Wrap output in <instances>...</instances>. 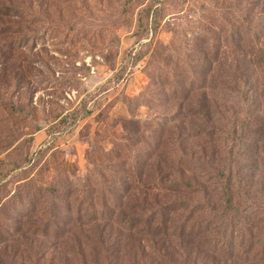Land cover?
<instances>
[{
  "label": "trees",
  "instance_id": "obj_1",
  "mask_svg": "<svg viewBox=\"0 0 264 264\" xmlns=\"http://www.w3.org/2000/svg\"><path fill=\"white\" fill-rule=\"evenodd\" d=\"M41 1L0 0V88L12 93L13 98L2 104L6 116H2L0 122L18 127V131L11 130V144L27 143L24 138L31 135L29 122H33L29 103H33L38 91L61 100L63 96L59 97V94L75 89L81 82L78 74L85 71L64 69L56 59L49 56L44 59L42 53L35 54L34 47H30L31 34L43 28L38 27L44 23L40 15L47 12L43 11ZM232 2L224 0L218 18H207L205 41L200 42V49L194 47L195 50L187 54V57H200L202 63L191 66L188 77L181 75L176 95L181 96L179 100L183 103L201 92L200 97L196 107L188 111V116L180 105V111L169 117L160 135L150 142L152 157L148 159L151 160L112 166L107 171L109 175L102 176V181L97 184L86 185L78 177H74V181L67 180L63 189L67 192L68 204L59 212V187L35 189L30 184L25 186L8 208L0 210V246L8 245L6 249L12 247L15 254H25L31 264L49 256V251L43 247L45 244L40 245L38 238L55 244V247L77 249L82 257L81 264H142L147 255L150 260L146 264H206L202 263L204 259L208 264L248 263L252 259L254 264L264 262V233L261 234L264 227L258 226L263 222L260 216L264 218V213L257 207L246 208L247 211L237 209L231 194L232 179L219 175L222 173L216 174L214 167V173H209L214 178L205 182V176L197 173V170H203L202 163L189 159L186 153V143L191 135L184 137L187 131L198 136L200 132L206 134L203 127H211L207 135L216 138L213 153L218 154L217 149L222 153H233L242 140L246 121L239 122L236 118L230 129L219 130L218 123L221 122L210 111L209 102L217 101L218 92L224 100L236 98V106L240 109L249 107V113L254 104L248 101L261 92V96L264 94L257 77V69L264 74V0ZM34 9L39 14L36 17ZM229 46L235 55V63L224 62ZM178 49L180 46L172 50L167 46L161 52L177 53ZM222 62L227 65L223 67ZM162 79L168 81L167 77ZM183 84L185 87L182 88ZM120 103L122 108L129 109L130 116L138 111L137 108L131 111L132 98L121 97L116 105ZM116 126L125 131L135 129L140 136L148 133L146 123L138 119L125 118ZM223 142L228 144L222 147ZM224 148L228 150L224 151ZM97 158L94 154L89 158L94 168L98 167ZM26 161L20 157L19 166ZM63 165L66 167L65 163ZM209 183L216 185L212 187L211 199L215 202L224 199L225 204L220 213L210 209L211 221L203 216L206 211L204 201H197L210 192L205 190ZM8 195L0 190V202ZM225 216L229 217V222L223 229L220 223ZM242 221L249 225L245 226ZM238 224L244 226L241 227L243 235L248 227L251 226L252 233L257 227L248 245L236 240ZM174 241L179 244L177 254L171 251L170 243ZM230 245L238 246L242 255L223 253ZM261 245L260 256L247 258Z\"/></svg>",
  "mask_w": 264,
  "mask_h": 264
},
{
  "label": "rangeland",
  "instance_id": "obj_2",
  "mask_svg": "<svg viewBox=\"0 0 264 264\" xmlns=\"http://www.w3.org/2000/svg\"><path fill=\"white\" fill-rule=\"evenodd\" d=\"M41 3L43 11L47 12L40 15L44 23L38 27L43 28L31 34L30 47H34L35 54L42 53L44 59L47 56L56 59L64 69L85 71L78 74L81 82L75 89L59 94V97L63 96L61 100L47 97L41 91L34 95L33 103H29L33 115L28 130L31 135L24 138L31 143L29 146L23 145L22 141L11 144V130L18 131V127L0 122V190L9 194L1 200L0 210L8 208L17 193L30 184L35 189L59 187V212L68 204L67 192L63 189L67 180L74 181V177H78L86 185L97 184L102 181V176L109 175L107 171L112 166L151 160L148 159L152 154L150 142L160 135L169 117L180 111V105L187 116L188 111L196 107L201 92L183 103L179 100L181 96L176 95L177 81L181 80V75L189 76L191 66L202 63L200 57H187V54L200 49V42L203 43L207 35L204 31L209 25L207 18H218L224 0H42ZM34 10L36 17L39 14ZM167 46L169 50L176 46L180 49L177 53L163 54L161 50ZM226 52L228 56L224 62L235 63L230 46ZM224 62L220 63L223 67L227 65ZM257 77L259 86L264 89V74L260 69H257ZM181 87H185L184 84ZM216 94L219 98L209 102L208 106L221 122L218 123L219 130L230 129L236 118L239 122L246 121L242 140L233 153H222L218 149V154L213 153L216 138L207 135L211 127H203L206 134L185 133L184 137L191 135L186 143V153L189 159L202 163L203 170H197V173L205 176V182L214 178L209 176L214 173L213 167L216 174L222 173L219 175L232 179L231 194L237 209L247 211L246 208L257 207L264 213V94L261 96V92L248 101L254 104L249 113V107L240 109L236 106V98L227 101L218 92ZM0 95L1 119L6 116L2 104L13 98L12 93L2 88ZM125 96L133 99L130 108L131 111L138 109L135 115L130 116L128 108H122L121 103L116 105L117 100ZM124 117L146 123L148 133L140 136L135 129L125 131L116 126ZM19 130L24 131L23 128ZM223 143L222 147L228 144ZM91 151L99 159L96 168L89 163ZM20 157L27 159L21 166L18 164ZM215 186V183L213 186L207 184L205 190L210 192L202 195L201 200L197 199L204 201L206 211L203 216L207 221L212 219L210 209L220 213L225 208L224 199L216 202L211 199V190ZM75 203L72 200V205ZM221 219L220 225L226 229L229 217ZM260 219L263 222L258 226L264 227V218L260 216ZM241 227L244 228L241 224L235 227L236 240L248 245L257 227L253 228V233L249 230L251 226L248 227L244 235ZM37 241L40 245L45 244L43 247L49 251V256L33 264L82 263L77 249L55 247L42 238ZM176 242L170 243L173 254L179 252ZM7 246H0V264H31L25 254L17 255L12 247L6 249ZM239 250L238 246L230 245L222 252L242 255ZM262 250L263 246H258L247 258L260 256ZM149 260L147 255L142 264ZM202 263L208 264L205 259ZM239 264H254V260ZM256 264L264 262L256 261Z\"/></svg>",
  "mask_w": 264,
  "mask_h": 264
}]
</instances>
